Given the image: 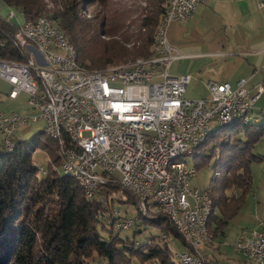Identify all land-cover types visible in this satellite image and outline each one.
Listing matches in <instances>:
<instances>
[{"label": "built area", "instance_id": "built-area-1", "mask_svg": "<svg viewBox=\"0 0 264 264\" xmlns=\"http://www.w3.org/2000/svg\"><path fill=\"white\" fill-rule=\"evenodd\" d=\"M201 1L166 0L151 54L128 63L88 69L77 61L57 19L45 14L14 22L11 42L26 52L30 48L25 61L0 57V77L9 84L6 96L24 91L30 109L24 114L0 110L1 149L12 150L18 125L41 121L59 157L60 170L52 169L74 179L87 197L100 199L98 188L117 181L141 215H164L182 240L175 253L179 264H206L204 246L211 241L206 225L211 197L191 185L195 166L183 157L212 127L234 119L258 121L263 111L252 112L262 84L253 85L251 93L244 76L233 83L207 79V95L196 99L184 96L189 73H169V61L181 54L167 44L165 25L186 18ZM14 13L9 6L4 18ZM37 170L46 171L41 165ZM134 219L127 215L114 225L127 227ZM235 234L234 250L252 264H264V220Z\"/></svg>", "mask_w": 264, "mask_h": 264}, {"label": "trees", "instance_id": "trees-1", "mask_svg": "<svg viewBox=\"0 0 264 264\" xmlns=\"http://www.w3.org/2000/svg\"><path fill=\"white\" fill-rule=\"evenodd\" d=\"M58 1L60 7L52 9H46L43 0H0V3L4 7L16 8L23 18L45 14L57 19L66 40L75 49L77 61L88 69L104 68L136 57H148L154 29L161 22L166 2L144 0V5L139 6L137 13L127 23H108L110 25L104 27L113 18L112 12L107 16L103 12L106 0ZM85 8L90 14L87 18L81 13ZM14 27L16 25L11 19L6 20L0 15V57L22 62L29 55L11 42ZM128 42L129 47L126 44ZM42 132V129L38 130L28 140L13 137L12 150L5 151L0 146V264H130L133 255H138L141 260H157L159 264H175L165 249L167 245L153 246L146 243L153 241V234L135 248L132 236L120 238L118 233H113V223L118 218H124L126 212H119L117 206L113 211L115 208L112 204L119 202L134 206L132 194L119 186L117 181L109 180L98 188V191L102 189L104 202L98 196H85L74 179L52 169L59 157L54 141ZM263 132V117L251 123L234 119L224 126L212 127L202 141L206 143L216 134L224 136L219 146L230 150V162L226 166V176L217 187L223 190L235 185L241 191L232 209L228 213L224 211L221 217L215 219V226L211 227L213 207L223 200L221 194L213 196L208 189L213 203L206 220L210 236L236 212L243 192L249 190L251 174L248 165L252 160L264 159L262 154L251 153L249 146ZM39 134L44 135L45 139L40 140ZM38 142L48 153V167L43 174H39L37 166L30 160ZM192 155L200 159L206 156L197 153ZM213 179L214 170L209 181ZM118 190V195H115ZM138 216L143 221H149L161 233L168 232L180 239L164 215L157 213L147 217L136 211L133 224L138 221ZM95 224L104 227L107 235L100 234ZM137 230L140 228H135L134 232Z\"/></svg>", "mask_w": 264, "mask_h": 264}, {"label": "rangeland", "instance_id": "rangeland-1", "mask_svg": "<svg viewBox=\"0 0 264 264\" xmlns=\"http://www.w3.org/2000/svg\"><path fill=\"white\" fill-rule=\"evenodd\" d=\"M45 2L46 9H52L54 7H60L58 0H43ZM140 5H144V0H106L105 8L103 12H105L106 16L109 12H112L113 18L106 22L103 26L107 27L110 24L114 25L116 23H120V21H125L127 23L130 17H133L137 13V9ZM209 8V7H208ZM8 7L2 6L0 3V15L4 16ZM100 11V8H97ZM210 9V8H209ZM14 15L11 18L13 22H17L22 20L23 16H21V12L16 8H13ZM211 10V9H210ZM200 12V13H198ZM84 17H89L90 14L87 12V8L81 11ZM102 13V12H101ZM117 15L115 19L114 16ZM221 17L219 14L210 13H201L199 8L194 10V13L184 19H171L167 21L164 29V36L166 38L167 44L173 46L178 52H182L183 56L180 59L171 60L169 63V73L175 74L177 71L182 68L186 61L191 63V66L187 72L190 71L191 79L185 87L186 96L191 97H204L207 95L206 88H204V82L207 79H222L221 75L224 72V68L216 67L214 62L206 65L200 66L202 63L199 59H196V53H184V52H195L197 50L206 49L208 42V38L211 37L210 33L212 32L213 24L217 23V25H221L223 21H221ZM110 23V24H108ZM156 29V27H155ZM154 29V31H155ZM102 36V35H101ZM104 37V36H102ZM130 42V41H129ZM128 42V43H129ZM127 46H130V43ZM30 53V48H27ZM30 55V54H29ZM132 61V60H129ZM127 61V63L129 62ZM125 63V62H124ZM121 64V63H118ZM189 66V65H188ZM184 71V72H185ZM181 72L180 73H184ZM262 84V83H261ZM249 87V86H248ZM9 89V84L5 82L4 79L0 77V110L10 111L14 110L16 112L25 113L29 110L26 108V95L25 92L19 91L16 94L15 98H9L6 96L7 91ZM249 92H253L254 90L249 87ZM263 90V89H262ZM261 90V91H262ZM260 94V93H259ZM258 94V95H259ZM258 97V96H257ZM263 98V97H262ZM252 112L256 110V108H261L263 111L259 116L261 119L264 118V107H260L258 103L254 102L252 105ZM42 122L37 121H27L25 124L18 125L16 129L13 131L12 136L18 140H28L31 137V134L38 132L41 129ZM40 140H44L45 136L39 134ZM256 140L253 142L252 146H249V150L252 152H257L259 154L264 155V132L259 134ZM224 140V136L221 134H216L212 139H208L206 143H202L199 147H196L191 154L183 155L185 162L194 165L195 174L191 177L189 182L193 186H197L200 188H204L208 191L210 188V194L213 196L216 194H221L223 202L221 204H216L213 207V215L216 214L220 216L224 211L227 213L232 209V206L235 204L236 197L240 195L239 187L235 185L228 186L227 188H223V190L218 189L217 186L220 185L224 176H226L227 165L230 162V157H228L230 150L225 149L224 147H220L219 143ZM35 149L31 153V162H33L36 166H43L47 169V159L48 153L46 149L40 146V143L36 144ZM203 154L206 155L204 158L200 159L198 157H194L192 154ZM209 155V156H208ZM220 155V157H219ZM219 157L217 160L216 158ZM215 163V165H213ZM55 168L60 170L59 162L55 165ZM213 166V167H212ZM250 169V188L249 190L243 192V199L241 201L240 206H237L236 212L230 216L226 222L224 223L223 230L225 235H218L217 239L221 240L219 248V252H214L211 260L206 261V264H244L242 263V257L238 254L234 248L231 246L233 239L235 237V233L241 231L242 228L249 230L257 227L260 220H264V159L262 160H252L249 163ZM212 167V168H211ZM214 168V169H213ZM214 170V179L209 181L211 175ZM102 190V189H101ZM97 191V194L101 196L102 193ZM119 190L115 191V195H118ZM212 201V199H211ZM102 202L103 199H102ZM114 202V201H113ZM211 205L213 203L211 202ZM114 206V207H113ZM119 209V212L125 211L127 215H135V206L133 204H123L119 202H114L112 207L115 208L113 211ZM119 219V218H118ZM138 221L133 224V221L128 224L127 227H120L117 230V226L114 225L113 233H118L120 238L127 237L133 238L135 243V248L139 243H144L145 239L153 234V241H147L146 243L167 245L166 251L169 254V258L172 263L176 264L175 253L180 250L182 243L180 239L174 236L171 233H161L160 230L152 224H149V221H143L140 216L137 217ZM116 221V220H115ZM97 230L103 236L107 235V230L99 226V224H95ZM140 228L134 232L135 228ZM111 232V233H112ZM212 240V238H211ZM211 242V241H209ZM208 244V243H207ZM206 244V245H207ZM205 250V248H204ZM241 259V260H240ZM249 263L248 261H246ZM130 264H159L157 260H141L137 255H133L130 257Z\"/></svg>", "mask_w": 264, "mask_h": 264}, {"label": "crops", "instance_id": "crops-1", "mask_svg": "<svg viewBox=\"0 0 264 264\" xmlns=\"http://www.w3.org/2000/svg\"><path fill=\"white\" fill-rule=\"evenodd\" d=\"M260 1L261 0H203L198 2L195 7H193V13L197 8H199L201 13H218L223 23L221 25H217V23L213 24V30L210 33L211 37L208 38V42L206 43V49L184 53H196V59L202 62L200 64L201 67L203 64L206 65L214 62L216 67L224 68V72L221 75L222 79L216 81L227 80L233 83L238 77L244 76L247 78V86L251 87V89H253V85L262 83L263 90L258 97L255 98L254 102L258 103L260 107H264V4L259 5ZM192 12L188 16H190ZM178 53H180L181 56L173 58L172 60L182 58L183 53ZM190 66L191 63L186 61L177 73L188 70ZM187 73L190 75V71ZM190 79L191 75L189 81ZM187 84L185 87H187ZM185 91L186 89L184 90V94ZM213 217L214 220H210L211 227L215 226V219L221 217V215L217 216L214 214ZM223 233V227L216 230L211 236V242L204 246L208 260H211L214 252H219L218 247L220 246L221 240L217 239V236L225 235ZM242 258V263L252 264L249 260L244 259V257Z\"/></svg>", "mask_w": 264, "mask_h": 264}, {"label": "bare ground", "instance_id": "bare-ground-1", "mask_svg": "<svg viewBox=\"0 0 264 264\" xmlns=\"http://www.w3.org/2000/svg\"><path fill=\"white\" fill-rule=\"evenodd\" d=\"M261 117V116H260ZM255 122V121H254ZM229 124V123H228ZM187 155V154H186Z\"/></svg>", "mask_w": 264, "mask_h": 264}]
</instances>
